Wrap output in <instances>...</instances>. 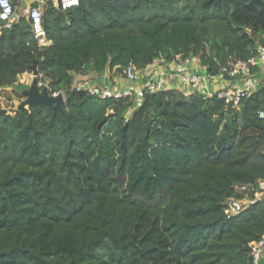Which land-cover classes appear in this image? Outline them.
<instances>
[{
    "label": "trees",
    "instance_id": "16d2710c",
    "mask_svg": "<svg viewBox=\"0 0 264 264\" xmlns=\"http://www.w3.org/2000/svg\"><path fill=\"white\" fill-rule=\"evenodd\" d=\"M49 42L0 20V264H253L264 194V87L233 107L172 88L102 98L75 86L133 62L196 57L209 73L264 45V0H80L42 6ZM37 64L63 111H2ZM161 94V100L158 95ZM163 108V121L159 110ZM246 187L248 192L241 190Z\"/></svg>",
    "mask_w": 264,
    "mask_h": 264
},
{
    "label": "built area",
    "instance_id": "2783aa9c",
    "mask_svg": "<svg viewBox=\"0 0 264 264\" xmlns=\"http://www.w3.org/2000/svg\"><path fill=\"white\" fill-rule=\"evenodd\" d=\"M26 2L23 9L24 15L17 9L20 4ZM48 2L59 10H67L80 4V0H0V20L2 27L9 28L14 22L26 16L32 26L35 38L44 42L46 40V31L43 24L42 6ZM22 9V8H21ZM193 57L182 58L178 56L174 62L173 74L179 78L186 89L192 92H199L203 98L217 96L223 99L227 106H237L240 101L258 89L264 87V45L257 46V53L246 60H230L228 65L221 66L216 73H209L207 66L203 65V71L192 67ZM144 70L137 69L133 62L128 63L124 69V76L131 82H139L143 78ZM41 78V75H39ZM258 78V79H257ZM18 83V82H17ZM41 87H50L47 82L39 80ZM78 89L88 90L89 93L98 95L102 98H122L124 96H133L140 100L146 92H160L167 89V77L161 74L156 78L147 77L136 88L115 89L109 86H82L75 81ZM191 92V93H192ZM51 93V91H50ZM53 95L63 94V90L51 93ZM190 94V93H189ZM259 115L264 118V108L260 110ZM261 194H264V182L262 184ZM262 197V196H261ZM238 199L230 198L224 204V212L232 217L248 207L250 204L261 199ZM253 264H259L264 256V239L250 243Z\"/></svg>",
    "mask_w": 264,
    "mask_h": 264
},
{
    "label": "crops",
    "instance_id": "0c3cea01",
    "mask_svg": "<svg viewBox=\"0 0 264 264\" xmlns=\"http://www.w3.org/2000/svg\"><path fill=\"white\" fill-rule=\"evenodd\" d=\"M31 1V0H30ZM26 2H22L20 4V7L17 11L24 15L23 9L26 7ZM23 17V16H22ZM44 42H49L46 38ZM192 67L203 71V64L200 62V60L196 57H194L192 61ZM173 68L174 63H164L161 60H157L153 64L149 65L143 72V78L139 82H131L129 81L123 74V72H120L116 67L113 69L107 68L103 73L98 74L94 69H91L89 67V71H80L75 74V81L82 85V86H93V85H100V86H109L113 87L115 89H125V88H131L140 85L142 81H144L147 77L156 78L157 76H160L161 74H165L167 77V89H178L182 92L189 94L192 92L190 89H186V86L182 84V82L173 74ZM28 73H24L23 75H26ZM40 80V77H39ZM20 82H24L21 79L20 76ZM12 87H7L6 89H11Z\"/></svg>",
    "mask_w": 264,
    "mask_h": 264
},
{
    "label": "water",
    "instance_id": "95a60500",
    "mask_svg": "<svg viewBox=\"0 0 264 264\" xmlns=\"http://www.w3.org/2000/svg\"><path fill=\"white\" fill-rule=\"evenodd\" d=\"M26 4H24L25 6ZM91 69L94 68L93 65H89ZM31 71L34 73L36 76V79L34 80L33 83H22L18 82L15 84L14 88L19 91H26L27 93V100L22 104L25 105L30 102H37V103H42V104H49L53 106V109L57 111H63L64 110V104H65V97L63 94H58V95H53L50 93V90L47 86L41 87L39 84V73H38V67L37 64H34L31 66ZM158 100H161V94L158 95ZM18 108H3L2 111H17ZM163 111L164 109L161 108L159 110V118L161 121H163ZM259 264H264V256L261 258Z\"/></svg>",
    "mask_w": 264,
    "mask_h": 264
},
{
    "label": "rangeland",
    "instance_id": "374dc122",
    "mask_svg": "<svg viewBox=\"0 0 264 264\" xmlns=\"http://www.w3.org/2000/svg\"><path fill=\"white\" fill-rule=\"evenodd\" d=\"M28 74L26 75H21V79L24 81L23 83H33L34 80L36 79V76L34 75L33 72H27ZM258 79V78H257ZM28 96L26 91H22L20 92V94H17L16 92L14 93L13 89H6L5 90V95L2 97L1 100V105L3 106V108H8V109H12V108H18L20 105H22L26 100H27ZM262 184L263 182H261L260 187L262 188ZM263 189V188H262ZM241 190L248 192V189L246 187L241 188ZM256 196L257 197H261V190L256 192Z\"/></svg>",
    "mask_w": 264,
    "mask_h": 264
}]
</instances>
